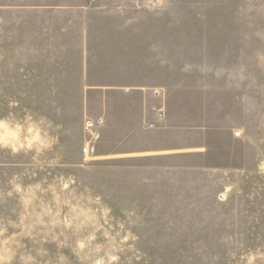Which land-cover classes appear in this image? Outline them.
Here are the masks:
<instances>
[{"label": "rangeland", "instance_id": "1", "mask_svg": "<svg viewBox=\"0 0 264 264\" xmlns=\"http://www.w3.org/2000/svg\"><path fill=\"white\" fill-rule=\"evenodd\" d=\"M161 89L230 107L231 149L148 158L105 130L132 94ZM10 113L53 141L36 159L0 150V220L23 218L28 233L14 264H89L66 215L38 219L10 195L16 176L52 185L42 201L54 211L100 196L114 264H264V0H0V117ZM85 121L98 135L87 158Z\"/></svg>", "mask_w": 264, "mask_h": 264}, {"label": "crops", "instance_id": "2", "mask_svg": "<svg viewBox=\"0 0 264 264\" xmlns=\"http://www.w3.org/2000/svg\"><path fill=\"white\" fill-rule=\"evenodd\" d=\"M133 88L149 91L144 87ZM157 92L152 94L153 101L145 99V95L132 94L134 98L130 97V104L122 108L124 112L121 110L119 116H107L105 130L148 158L192 157L200 149L202 152L198 155L206 161L217 147L231 149L230 107L215 103L211 107L198 105L200 102L186 90L161 89Z\"/></svg>", "mask_w": 264, "mask_h": 264}, {"label": "clouds", "instance_id": "3", "mask_svg": "<svg viewBox=\"0 0 264 264\" xmlns=\"http://www.w3.org/2000/svg\"><path fill=\"white\" fill-rule=\"evenodd\" d=\"M53 147V141L45 131L42 121L27 115L17 118L14 114L0 117V150H9L12 154L20 152L32 153L33 159ZM69 178H65L63 188L69 187ZM12 192L19 196V202L25 211L36 209V218L60 217L66 229L77 235L74 251L86 256L89 264H114L118 256L113 254L112 239L114 233L108 226L112 209L100 196L86 195L79 203L64 205L54 211L48 202L42 201L46 192H51L53 186L44 189L41 183L24 185L20 177H13ZM55 195V193H53ZM65 209L67 211L65 212ZM20 228V233L10 229ZM24 221L17 224L11 220H0V264H14L18 249L20 235H27L24 230ZM63 259V258H62ZM22 264H36L35 257L30 254L21 257Z\"/></svg>", "mask_w": 264, "mask_h": 264}, {"label": "built area", "instance_id": "4", "mask_svg": "<svg viewBox=\"0 0 264 264\" xmlns=\"http://www.w3.org/2000/svg\"><path fill=\"white\" fill-rule=\"evenodd\" d=\"M98 127L102 125V120L97 119L95 122ZM97 127V128H98ZM93 123L92 121H85L82 126V132H83V142L81 146V154L87 158L94 154V146L92 144V138H94V141L98 139V135L94 134L92 131Z\"/></svg>", "mask_w": 264, "mask_h": 264}]
</instances>
